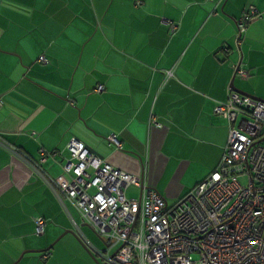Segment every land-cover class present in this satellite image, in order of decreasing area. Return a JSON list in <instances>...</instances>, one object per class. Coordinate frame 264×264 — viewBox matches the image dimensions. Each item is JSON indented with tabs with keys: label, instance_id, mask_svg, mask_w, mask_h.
<instances>
[{
	"label": "crops",
	"instance_id": "1",
	"mask_svg": "<svg viewBox=\"0 0 264 264\" xmlns=\"http://www.w3.org/2000/svg\"><path fill=\"white\" fill-rule=\"evenodd\" d=\"M249 6L261 16L238 39ZM231 82L264 100V0H0V264H106L113 251L25 158L57 152L41 166L66 185L74 137L174 204L220 162L214 106Z\"/></svg>",
	"mask_w": 264,
	"mask_h": 264
},
{
	"label": "built area",
	"instance_id": "2",
	"mask_svg": "<svg viewBox=\"0 0 264 264\" xmlns=\"http://www.w3.org/2000/svg\"><path fill=\"white\" fill-rule=\"evenodd\" d=\"M260 16L254 6L243 11L237 22L238 39L247 24ZM165 22L174 33L177 24ZM39 61L45 62L44 57ZM232 69L235 76L248 75L240 65ZM166 74L172 76V71ZM103 90L100 85L95 92ZM214 114L228 124L220 162L172 205L74 137L62 166L70 175L66 185L41 166L57 152L41 149L38 160H25L59 197L70 200L109 249L115 248L104 256L106 264H264V101L229 89L227 99L214 106ZM109 140L121 149L114 135ZM130 186L140 188L138 198L126 196ZM44 225L43 218L35 219L36 235L43 234Z\"/></svg>",
	"mask_w": 264,
	"mask_h": 264
},
{
	"label": "rangeland",
	"instance_id": "3",
	"mask_svg": "<svg viewBox=\"0 0 264 264\" xmlns=\"http://www.w3.org/2000/svg\"><path fill=\"white\" fill-rule=\"evenodd\" d=\"M244 81L245 82H247L248 80L247 79H244ZM240 181L241 182H244L245 181V179L244 178H241L240 179ZM125 194H126V196L128 197V198H137V196H138V189L136 188V187H134V186H130V187H128L126 190H125ZM173 203H171L170 205H172ZM72 232V231H71ZM73 233V232H72ZM73 234H75V233H73ZM76 235V234H75ZM77 239V238H76ZM115 248H113V250H114Z\"/></svg>",
	"mask_w": 264,
	"mask_h": 264
},
{
	"label": "water",
	"instance_id": "4",
	"mask_svg": "<svg viewBox=\"0 0 264 264\" xmlns=\"http://www.w3.org/2000/svg\"><path fill=\"white\" fill-rule=\"evenodd\" d=\"M231 88H232V90H234L235 92H237V93H239V94H241V95H245V96H249V97H252L251 95H249V94H247V93H245V92H243V91H241V90H238V89H236L235 87H234V85H233V82H231ZM253 99H255V100H258V101H264L263 99H260V98H258V97H252ZM91 150V149H90ZM66 233H70V234H72V232L71 231H65L62 235H60V237L58 238V239H60L62 236H64ZM57 239V240H58ZM53 245H50L49 247H48V249H50L51 247H52Z\"/></svg>",
	"mask_w": 264,
	"mask_h": 264
},
{
	"label": "trees",
	"instance_id": "5",
	"mask_svg": "<svg viewBox=\"0 0 264 264\" xmlns=\"http://www.w3.org/2000/svg\"><path fill=\"white\" fill-rule=\"evenodd\" d=\"M102 86V85H101ZM96 89V88H95ZM95 89H94V91H95ZM87 225H89V224H87Z\"/></svg>",
	"mask_w": 264,
	"mask_h": 264
}]
</instances>
